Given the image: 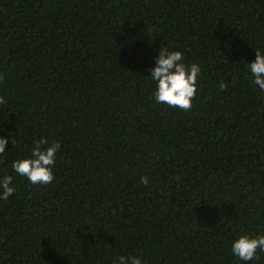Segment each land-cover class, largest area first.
Wrapping results in <instances>:
<instances>
[{
    "label": "trees",
    "instance_id": "16d2710c",
    "mask_svg": "<svg viewBox=\"0 0 264 264\" xmlns=\"http://www.w3.org/2000/svg\"><path fill=\"white\" fill-rule=\"evenodd\" d=\"M160 48L201 69L188 111L154 99ZM257 49L264 0H0V264H264L231 251L264 235ZM41 138L32 185L11 165Z\"/></svg>",
    "mask_w": 264,
    "mask_h": 264
},
{
    "label": "clouds",
    "instance_id": "9594fccd",
    "mask_svg": "<svg viewBox=\"0 0 264 264\" xmlns=\"http://www.w3.org/2000/svg\"><path fill=\"white\" fill-rule=\"evenodd\" d=\"M183 59L180 51L160 48L155 66L150 71L152 79L156 82V90L153 93L155 101L188 111L197 92V80L201 69L195 63L186 65ZM247 66L253 77L252 83L264 91V54L259 49L255 50V60L247 63ZM2 79L3 77L0 76V80ZM219 87L221 90L227 89L224 82H221ZM4 103V98L0 97V105ZM6 144L7 139L0 138V154L5 152ZM60 146L59 142H52L49 145L45 138H41L31 149L30 158L13 161L11 166L18 175L26 177L32 185L51 184L54 180L52 167ZM12 181L13 177L9 175L0 178V199L7 200L13 195L15 188L11 186ZM141 182L148 183L144 177H141ZM258 249L264 251V235L255 237L240 235L231 246L232 253L242 261L256 258ZM113 264H143V262L138 256L122 255L117 257Z\"/></svg>",
    "mask_w": 264,
    "mask_h": 264
}]
</instances>
